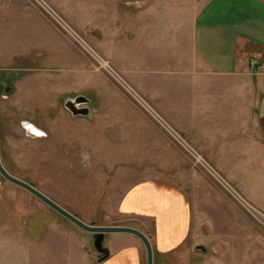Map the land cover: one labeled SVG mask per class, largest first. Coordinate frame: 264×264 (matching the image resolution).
Here are the masks:
<instances>
[{
	"label": "rangeland",
	"instance_id": "rangeland-1",
	"mask_svg": "<svg viewBox=\"0 0 264 264\" xmlns=\"http://www.w3.org/2000/svg\"><path fill=\"white\" fill-rule=\"evenodd\" d=\"M145 1L0 0V162L11 176L89 226L129 223L116 205L137 183L175 189L195 205V238L214 239L215 234L224 241L208 244L207 255L195 254L197 240L190 241L192 254L175 255L173 264H187L186 258L189 264H264L262 165L214 163L212 148L206 155L194 145V133L182 130L181 100L178 110L165 99L155 106L92 43L99 37L93 30L103 13L131 12ZM242 10H233L235 22L246 16L264 22L263 8ZM64 54L87 62L96 74L92 80L99 81L97 89L88 76L70 74ZM102 62L114 75L100 66ZM86 95L95 98L88 116L66 112L68 99ZM24 122L46 138L27 137ZM208 203L221 209L219 218ZM205 214L216 217L215 229L213 221L211 226L201 224ZM38 226L41 237L55 236L62 255H30V264H97L101 257L93 247L94 234L0 175V252L9 250L5 243L10 235L36 232L31 236L37 241ZM246 231L258 241L251 254H229L235 246L244 249ZM234 236L236 245L231 242ZM102 245L106 248L104 241ZM22 257L0 255V264H27Z\"/></svg>",
	"mask_w": 264,
	"mask_h": 264
},
{
	"label": "crops",
	"instance_id": "crops-1",
	"mask_svg": "<svg viewBox=\"0 0 264 264\" xmlns=\"http://www.w3.org/2000/svg\"><path fill=\"white\" fill-rule=\"evenodd\" d=\"M236 7L244 13L264 10V0H146L131 12L111 10L106 17L103 13L93 30L99 37L92 43L155 106L165 99L178 110L181 100L182 130L194 133V145L206 155L212 148L214 163L262 165L259 180L264 195V73L249 68L250 59L264 60V22L249 16L235 22ZM63 59L71 65L72 76H88L97 89L99 81L92 80L96 74L88 70L85 60L75 61L65 54ZM84 97L90 114L95 98ZM207 206L220 217L216 204ZM116 210L129 222L117 227L133 228L149 237L153 264H173L175 255H191L190 241L197 240V255H207L208 244L224 241L215 234L214 239L195 238L198 219L193 202L155 182L130 187L119 198ZM205 221L210 226L213 221L215 229L216 217L205 214L201 224ZM38 232L37 241L31 236L36 232L10 235L5 254L25 255L27 264L30 255H62L55 236L41 237L39 226ZM103 241L108 254L97 264H146L144 245L136 236L109 233ZM260 241L263 246L264 238ZM231 242L236 245L237 237ZM257 243L251 233L244 249L235 246L228 253L251 254ZM185 262L189 264V258Z\"/></svg>",
	"mask_w": 264,
	"mask_h": 264
},
{
	"label": "water",
	"instance_id": "water-1",
	"mask_svg": "<svg viewBox=\"0 0 264 264\" xmlns=\"http://www.w3.org/2000/svg\"><path fill=\"white\" fill-rule=\"evenodd\" d=\"M9 88L6 90L8 91ZM89 101L84 96H77L73 99H68L65 104L64 108L74 117L80 116V117H86L89 115V109L87 108ZM23 128L25 131V134L28 137L31 138H41L45 136V133L35 127L33 124L29 122L23 123ZM42 133V135H41ZM0 175L8 182L24 189L25 191L29 192L33 196H35L37 199L42 201L44 204L52 208L54 211H56L59 215L67 219L69 222L74 224L75 226L79 227L80 229L94 234V243L93 247L95 251L100 255L99 262L102 261L107 257V250L103 247L102 241L105 233H129L137 238L140 239V241L143 243L145 252H146V264H153L152 260V248L149 242V237L143 235L141 232L128 227H101V226H89L81 222L79 219L71 215L69 212L55 204L53 201H51L49 198H47L45 195L40 193L38 190H36L31 185L11 176L2 166L0 162Z\"/></svg>",
	"mask_w": 264,
	"mask_h": 264
},
{
	"label": "built area",
	"instance_id": "built-area-1",
	"mask_svg": "<svg viewBox=\"0 0 264 264\" xmlns=\"http://www.w3.org/2000/svg\"><path fill=\"white\" fill-rule=\"evenodd\" d=\"M101 67H104L111 75H114L113 71H111L109 69V65H107V63H103L100 64ZM249 68L254 70L256 73H264V60H259L257 58H252L249 60ZM133 93V92H132ZM135 99L142 105L144 106L145 108L151 110V108L145 104L141 98H139L138 96H136L134 93H133ZM152 111V110H151ZM22 127H23V123H22ZM200 161V160H199ZM211 173H212V170H211ZM216 178H220L218 176H216ZM223 182V180H222ZM227 188H229L230 190H232L227 184H226Z\"/></svg>",
	"mask_w": 264,
	"mask_h": 264
},
{
	"label": "flooded vegetation",
	"instance_id": "flooded-vegetation-1",
	"mask_svg": "<svg viewBox=\"0 0 264 264\" xmlns=\"http://www.w3.org/2000/svg\"><path fill=\"white\" fill-rule=\"evenodd\" d=\"M8 88H6V90H7ZM22 125V124H21ZM22 127V126H21ZM23 128V127H22ZM23 130H24V128H23ZM24 133H25V131H24ZM26 135V134H25ZM27 136V135H26ZM46 134H45V136L44 137H41V138H39V139H44V138H46ZM28 137V136H27ZM29 138H31V137H29ZM36 139V138H35Z\"/></svg>",
	"mask_w": 264,
	"mask_h": 264
},
{
	"label": "clouds",
	"instance_id": "clouds-1",
	"mask_svg": "<svg viewBox=\"0 0 264 264\" xmlns=\"http://www.w3.org/2000/svg\"><path fill=\"white\" fill-rule=\"evenodd\" d=\"M84 158L86 159L87 157L85 156Z\"/></svg>",
	"mask_w": 264,
	"mask_h": 264
},
{
	"label": "snow or ice",
	"instance_id": "snow-or-ice-1",
	"mask_svg": "<svg viewBox=\"0 0 264 264\" xmlns=\"http://www.w3.org/2000/svg\"><path fill=\"white\" fill-rule=\"evenodd\" d=\"M41 135H42V133H41Z\"/></svg>",
	"mask_w": 264,
	"mask_h": 264
}]
</instances>
